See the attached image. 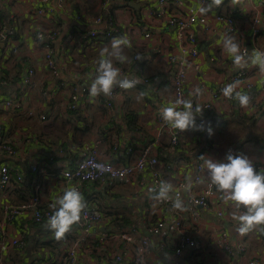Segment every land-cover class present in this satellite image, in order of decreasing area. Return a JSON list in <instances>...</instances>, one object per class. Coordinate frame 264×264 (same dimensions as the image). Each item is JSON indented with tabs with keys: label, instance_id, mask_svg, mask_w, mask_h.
<instances>
[{
	"label": "crops",
	"instance_id": "crops-1",
	"mask_svg": "<svg viewBox=\"0 0 264 264\" xmlns=\"http://www.w3.org/2000/svg\"><path fill=\"white\" fill-rule=\"evenodd\" d=\"M184 1L185 8L180 10L184 13L199 8L198 0ZM155 2L156 0H109L107 3L105 0H66L64 8H60L56 7L57 1L52 0L50 4L55 6V12L39 15L37 9L44 5L41 0H0V29L7 24L14 26L17 32L12 44L0 40V122L19 151L9 159L11 164L24 173L30 172L32 163L39 164L34 178L45 180L42 192L45 206L51 208L64 193L63 178L59 174L61 167L54 169L51 163L58 164L61 160L74 162L85 149H82L83 145L97 147L100 156L107 160L127 162L124 155L129 147L141 146L155 137L158 129L155 112L173 105V68L166 56H182L184 53L176 38L175 28L164 20H156L148 15V7ZM173 8L176 9V6ZM108 12L113 14L120 25L118 37H127L130 42V46L124 48L128 61L121 64L114 60V65L123 70L124 77L140 79L137 87L124 91L113 100L112 109L103 104V94L92 97L89 89L97 74L101 50L105 47L110 50L112 40L94 42L81 39V34L90 29H103L104 24L98 23L97 18H104ZM257 12H264V7L259 5L258 0H246L243 7L237 6L235 9L229 4V0H224L221 7L207 13L214 32L204 34L199 24L193 26L199 39L200 55L196 60L199 69L191 68L188 73V95L196 87L205 84L203 95L200 96L204 100L209 88L216 90L233 83L230 77L240 70L234 66L230 57L222 54L226 35L223 23L215 19L217 13L233 14L237 26V33L233 37L240 46L247 47L248 55L257 51L264 52V34H255L250 26L252 17ZM55 27L59 30V37L54 41L53 48L56 59L63 63L58 78L47 68L43 49L36 39L39 29ZM144 30L151 36L146 37ZM135 54L141 58L135 60ZM31 68H34L33 82L26 85L25 78ZM241 71L246 72L245 78L252 82L254 89L264 88V73L259 71L258 66L249 64ZM145 78L148 81L144 83ZM164 82L169 85L163 86ZM83 87L88 88L89 96H81L77 100L78 106L71 107V95L77 92L82 94ZM236 91L242 94L245 92L241 82ZM16 94L22 97L24 107L34 108L38 114H45L47 118L43 120L39 115L30 116L22 110L5 109L1 102ZM129 111H133L136 116L132 124L127 122ZM202 121L210 122L214 130L211 137L206 130L198 133L189 129V137L186 139L189 145L182 143L173 148L167 141L165 143V163L173 165L174 162L182 161L174 165L172 170L165 164L163 166L165 179L173 187L179 180L178 166H185L184 178L189 179L192 175L190 168L194 166V161L191 160H195L197 153L206 145L214 160L224 161L227 155L224 147L237 143L238 150L234 154H246L255 166H263L259 171H264V103L262 108L256 110L252 103L247 108H242L235 98L214 99L213 109L209 114L203 117L197 115V124ZM18 125L22 127L18 128ZM223 134L225 139L222 140ZM214 144L221 147L216 148ZM115 145H118L117 149ZM51 157L53 160H50ZM7 158L5 154L0 155V164ZM57 170L59 171L55 173ZM31 186L30 183L21 186L16 182L9 189L8 198L15 203L23 202L29 197ZM203 186L204 183L197 184V192ZM83 197L86 205L92 204L107 213L106 225L111 228L142 227L147 220L160 217L170 220L175 215L166 206V202L160 203L149 198L148 184L140 186L131 180L99 181L86 189ZM3 198L0 192V206ZM210 204L215 208H222L225 215L220 217L213 211L204 208L199 210L201 222L197 231L194 230V235L202 241L208 252L203 262L196 259L194 254L190 258H175L174 241L170 243L167 254L163 252L160 253L163 256H160L155 253L151 260L178 264H185V261L190 264H248L250 258H258L260 264H264V232L259 227L244 234L246 253L227 254L216 247L214 239L222 228L229 233L231 243H236L239 236L232 218L243 208L237 209L231 201L226 203L221 191L216 192ZM19 221L28 231L30 244L36 250V253L30 251L29 246V251L22 255L29 264H44L50 251L60 248L64 244L63 240L72 241L77 235V230H73L66 233L63 239L57 240L44 224H36L28 217L19 218ZM49 240L55 243V249L52 243L42 247L46 249L45 252L40 251L41 247L36 249L39 241L40 245H44ZM97 251L83 256V264H105L101 263V253ZM15 263L14 256L6 257L5 264ZM122 264L135 263L129 258Z\"/></svg>",
	"mask_w": 264,
	"mask_h": 264
},
{
	"label": "built area",
	"instance_id": "built-area-1",
	"mask_svg": "<svg viewBox=\"0 0 264 264\" xmlns=\"http://www.w3.org/2000/svg\"><path fill=\"white\" fill-rule=\"evenodd\" d=\"M52 0H41L44 4L37 9L39 15L52 14L55 12V6L51 5ZM56 7L64 8L66 0H56ZM109 0H105L107 3ZM199 8L193 12L184 13L180 10L184 9V0H156V2L148 7V15L156 20H164L171 27L175 28L176 38L184 53L182 56L176 54H167L166 59L173 68L171 75V89L173 95V105L178 98L191 99L193 106L198 103L203 108V115L209 114L213 109V100L224 98L222 88L214 90L209 88L207 91V98L202 100L200 97H195L187 94L188 73L191 68L198 70L199 65L197 58L200 55L199 39L193 26L199 24L204 34H211L214 32V26L209 21L207 14H201L199 9L206 6L209 0H198ZM261 7H264V0H258ZM176 6V9L173 8ZM240 11V10H238ZM215 19L222 22L224 25V32L226 36H233L237 33V26L233 14L217 13ZM98 23H103V29H90L84 34H81L83 41L92 40L100 42L101 40H112L117 38L120 32V25L111 12L102 18H97ZM250 26L255 34H264V12L255 13L252 17ZM146 37H150L149 32L143 31ZM16 36V28L12 25H3L0 29V40L13 43ZM59 37V30L55 28L39 29L36 32V39L43 49L44 62L51 72V74L58 78L61 73V65L56 59L53 43ZM241 50L247 51L246 46H241ZM138 55L135 54L134 59L137 60ZM121 77L125 76L123 70H120ZM34 68H31L29 75L26 76V85H31L33 82ZM245 71H237L230 79L233 82L239 81L245 89L243 94L248 95L250 103L254 105L256 110L262 108L264 103V88L254 89L250 80L245 78ZM140 81V79H138ZM144 83L148 81L143 79ZM64 84V83H63ZM140 84V83H139ZM137 84L136 87L139 85ZM201 89H205V84H202ZM124 89L116 87L113 91L112 97L102 95V102L109 109L113 108V100L121 95ZM81 93L72 94L73 104L71 107L75 108L77 100L81 96H89L88 88L83 87ZM5 98L2 103L5 109L22 110L25 114L34 116L39 115L41 119L45 120V114H38L34 108H26L23 105L20 94ZM232 100V99H231ZM155 122L158 124L155 137L148 143L138 147H129L127 154L124 155L127 162L123 160L105 159L100 156V151L97 147L82 146V152L79 153L78 158L74 162L61 160L58 164L60 166V175L63 178L64 192L76 187L82 194L92 184L99 181H127L131 180L138 185L147 186L150 198L151 189L155 188L157 191L162 181H166L163 166H167L169 170L174 169V165L181 163L177 161L172 164H166L167 149L165 143L170 144L175 148L177 145H186L189 137V130L180 131L172 129L162 118L161 112H155ZM87 122V120H86ZM198 133L200 130H196ZM189 145V144H188ZM216 148L221 147L219 144H214ZM118 145H115L117 149ZM226 154L231 151L233 154L238 150V144H228L224 147ZM19 153L13 140H10L5 133L3 125L0 122V155L8 156L3 159L0 164V192L4 198L1 202L0 210V264L6 263L7 256H14L15 264H29L26 259L22 257L30 246V251L33 246L30 244V235L19 223V218L28 217L36 224L46 225L48 217L53 213V209L45 206L42 197V192L45 186L43 178H34V174L38 172L39 164L32 163L30 165V172L24 173L18 167L11 164L9 159ZM204 155L213 159L210 154L209 146L206 145L201 151L197 153L194 161V166L190 168L191 177L184 178L186 168L184 165H179L178 182L174 186L172 192V199L174 200L178 195L184 203V209L178 210L172 207V202H166V206L175 215L170 220L160 217L154 220H147L144 226H121L120 228H111L106 225L107 213L102 211L99 207L86 205L82 212L81 221L72 226L71 231L77 230L76 237L72 241L63 240L64 244L55 251H50L47 256V261L44 264H83V256L93 254L94 251H100V261L105 264H122L127 259H132L135 264H178L176 262H155L151 258L153 254L168 253L170 243L174 241L175 258L196 256L200 262H203L208 252L202 241L194 235V230L201 222L200 208L213 211L220 217L225 215L222 208L213 207L210 202L211 198L215 196L218 191L216 186L212 185L210 178L207 177L206 169L203 166V160L200 156ZM50 160H53L51 157ZM70 160V159H69ZM107 163L112 166V172L100 174L91 165L93 163ZM53 163H51L52 165ZM54 169L55 166L52 165ZM262 165H256L257 169H261ZM57 170L55 173H57ZM24 186L30 183L31 193L29 197L20 203H15L8 198L9 189L14 184ZM204 183V186L197 192V184ZM187 193H184V192ZM154 201V200H153ZM244 209L239 210L238 214H243ZM232 223L235 224L236 229L239 227V221L232 218ZM79 231V232H78ZM237 241L235 244L231 243L229 233L225 229H220L214 239V244L217 248L226 252L227 254L246 253L247 245L244 235L238 231ZM54 234V233H53ZM172 236V238H170ZM174 238V239H173ZM36 248V247H35ZM28 250V251H29ZM45 248L40 251L45 252ZM98 252V251H97ZM36 253V250L34 251ZM163 256V255H160ZM20 257V259H19ZM18 259V260H17ZM186 260V259H185ZM185 264H190L185 261ZM248 264H260L258 258H250Z\"/></svg>",
	"mask_w": 264,
	"mask_h": 264
},
{
	"label": "clouds",
	"instance_id": "clouds-1",
	"mask_svg": "<svg viewBox=\"0 0 264 264\" xmlns=\"http://www.w3.org/2000/svg\"><path fill=\"white\" fill-rule=\"evenodd\" d=\"M245 3L246 0H229L233 9L237 6L243 7ZM223 4L224 0H209L207 5L201 7L199 11L201 14H207ZM126 46H130L128 38L118 37L112 39L110 50L108 47L101 50L97 74L89 86L90 96L97 97L103 94L112 97L116 87L129 90L140 83L135 78H122L120 69L114 65V60L121 64L128 61L124 53ZM222 54L230 57L237 69L243 70L252 64L258 66L259 71L264 73V52L257 51L251 56L247 51L242 52L239 42L233 36L224 37ZM105 56L107 58H104ZM140 58V56L137 57V59ZM238 86L239 81L230 83L222 89V94L229 100L237 99L242 108H247L250 98L236 91ZM190 95L198 98L203 95V89L196 87ZM198 114L203 115V108L198 103L194 107L191 99L178 98L174 106L161 108L163 120L172 129L182 132L189 129L206 130L211 137L214 130L210 122L202 121L198 125L196 122ZM200 159L203 160V166L212 185L224 193L225 202L231 201L237 209L245 210L243 214L233 216L234 220L239 221L237 231L244 235L259 227L260 231L264 232V171H259L253 160L246 154L235 155L231 151L224 161L214 160L204 155H201ZM91 166L100 174L113 171L112 166L104 162L93 163ZM173 191L172 183L162 181L158 191L155 188L151 189L150 198L160 203L171 201L174 209L183 210V200L178 195L173 200L171 196ZM85 207L83 194L76 187H71L51 205L53 213L48 217L45 227L54 233L57 240L63 239L65 234L71 231L72 226L81 221Z\"/></svg>",
	"mask_w": 264,
	"mask_h": 264
},
{
	"label": "trees",
	"instance_id": "trees-1",
	"mask_svg": "<svg viewBox=\"0 0 264 264\" xmlns=\"http://www.w3.org/2000/svg\"><path fill=\"white\" fill-rule=\"evenodd\" d=\"M16 35H17V32H16ZM128 120H127V122H128V124H132V123H134L135 122V119H136V116H135V113H133V111H129V113H128ZM43 226V225H42ZM48 243L47 244H44V245H40L41 244V241H39V244L37 245V248L38 247H43V246H45V245H50L52 242L49 240V241H47ZM31 245H33V244H31ZM35 246V245H34ZM36 247V246H35Z\"/></svg>",
	"mask_w": 264,
	"mask_h": 264
},
{
	"label": "rangeland",
	"instance_id": "rangeland-1",
	"mask_svg": "<svg viewBox=\"0 0 264 264\" xmlns=\"http://www.w3.org/2000/svg\"><path fill=\"white\" fill-rule=\"evenodd\" d=\"M169 85V83L168 82H164V85L163 86H165V87H167ZM22 125L24 124V122H22L21 123ZM20 127H22L21 125H18V128H20ZM221 138H222V140L223 139H225V135L223 134L222 136H221ZM85 144V143H84ZM60 162V161H59ZM59 162H58V164H59ZM58 164H54L53 163V166H55V168H58ZM0 215H1V213H0ZM52 246H53V248L55 249V243H53L52 242ZM39 248V247H38ZM38 248H36V249H38ZM51 250V249H50Z\"/></svg>",
	"mask_w": 264,
	"mask_h": 264
}]
</instances>
